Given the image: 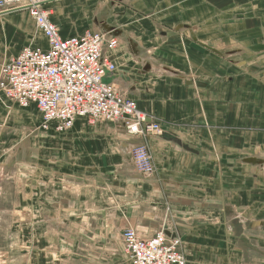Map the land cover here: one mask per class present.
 <instances>
[{"label": "crops", "instance_id": "1", "mask_svg": "<svg viewBox=\"0 0 264 264\" xmlns=\"http://www.w3.org/2000/svg\"><path fill=\"white\" fill-rule=\"evenodd\" d=\"M63 39L107 34L105 82L161 135L77 118L41 130L0 98V264H130L122 232L180 238L185 264H264V0H44ZM47 50L26 11L0 13V66ZM144 144L154 167L135 171Z\"/></svg>", "mask_w": 264, "mask_h": 264}, {"label": "built area", "instance_id": "2", "mask_svg": "<svg viewBox=\"0 0 264 264\" xmlns=\"http://www.w3.org/2000/svg\"><path fill=\"white\" fill-rule=\"evenodd\" d=\"M43 4L44 0H0V13L26 11L48 46L47 50L25 47L2 64L0 94L20 108L34 106L41 115V130L52 125L55 132L65 133L77 118H85L92 125L120 122L130 136L161 135L160 125L149 122L135 101L105 82V76L113 74L116 68L103 53L114 50L118 40L91 31L63 39ZM130 156L136 172L145 176L154 173L144 144L134 146ZM121 240L130 264L186 263L181 239L167 237L163 229L144 239L127 228Z\"/></svg>", "mask_w": 264, "mask_h": 264}, {"label": "rangeland", "instance_id": "3", "mask_svg": "<svg viewBox=\"0 0 264 264\" xmlns=\"http://www.w3.org/2000/svg\"><path fill=\"white\" fill-rule=\"evenodd\" d=\"M0 98L3 99L4 101L6 100L1 94H0ZM6 101H8V100H6Z\"/></svg>", "mask_w": 264, "mask_h": 264}]
</instances>
